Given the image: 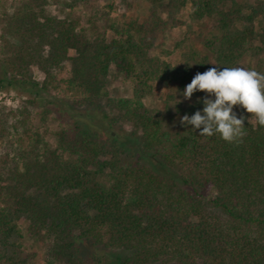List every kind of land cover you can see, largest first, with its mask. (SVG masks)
I'll return each instance as SVG.
<instances>
[{
	"label": "trees",
	"instance_id": "1",
	"mask_svg": "<svg viewBox=\"0 0 264 264\" xmlns=\"http://www.w3.org/2000/svg\"><path fill=\"white\" fill-rule=\"evenodd\" d=\"M169 3L173 9L189 4L194 19L215 17L202 44L219 66L264 73V0ZM45 4L24 1L5 15L0 89L22 93L32 106L45 104L42 121L54 110L67 124L55 132L52 146L31 127L30 112L17 109L23 132L12 153L0 157V264H34L21 249L20 219L62 264H264V127L254 114L233 108L245 118L239 145L218 133L200 136L202 129L191 125L171 135L142 99L154 80L181 92L193 77L186 66L150 54L164 26L156 10L107 37L89 34L73 3L61 17ZM66 60L69 75L56 80ZM32 65L44 73L42 81L31 77ZM111 65L131 78V97L109 94ZM56 81L70 94L61 105L46 94ZM204 97L187 104L184 114L202 112ZM125 122L139 134L134 162L121 157L115 124ZM144 154L176 169V177L155 172L141 161ZM80 239L90 240L94 251L77 253ZM111 249L124 254L114 256Z\"/></svg>",
	"mask_w": 264,
	"mask_h": 264
},
{
	"label": "rangeland",
	"instance_id": "2",
	"mask_svg": "<svg viewBox=\"0 0 264 264\" xmlns=\"http://www.w3.org/2000/svg\"><path fill=\"white\" fill-rule=\"evenodd\" d=\"M24 1L28 0H0V63L7 51L6 42L1 37L4 34L5 15L12 12ZM45 1L47 10L57 17L70 12L69 5L73 3L75 5L73 8L74 14L78 16L81 25L86 28L88 33L93 34L95 31H99L107 37L116 36L115 30H120L126 21L130 19L142 21L155 9L164 21V26L155 36L154 45L150 51L151 55L165 59L173 65L177 64L176 66H186L192 77L198 72L204 73L209 68L219 66L214 56L202 44V36L214 30L215 17L204 16L200 19H194L190 15L191 8L189 4L173 9L169 0L157 3H152L149 0H81L76 3L73 0ZM228 7L229 3L222 6L223 9ZM254 24L259 29L261 20L256 18ZM236 26H241V24L238 22ZM69 54L72 55L73 51H69ZM219 67L224 68L223 66ZM69 70L70 61L66 60L64 67L56 71V80L67 77ZM29 73L33 79L38 81H42L44 78V73L35 65L30 66ZM108 80V92L111 96H132L131 78L119 74L113 65L110 66ZM53 85H55V88L51 86L46 92L47 98L57 101L60 105L62 101L67 102L70 94L66 91L65 84H59V81H56L53 82ZM182 92L177 90L173 84L154 80L149 93L142 99L144 109L160 121L162 130L168 131L171 135L185 128L180 124V118L185 115L183 108L199 97L208 95L203 91H197L193 93L190 99L185 100L181 95ZM26 98L25 95L13 89H0V157L5 152L12 153V148L17 143L16 139L23 132V126L17 122L19 117L17 109L20 107L30 112L29 123L32 125L31 127L37 129L52 146H55L57 142L55 132L67 124L66 118L54 110L45 116V121H42L41 111L45 104L38 102L37 105L32 106L24 102ZM177 100L180 102L177 103ZM12 124H15L17 129L13 128ZM100 127L103 128L102 126H91L92 129L102 131ZM115 129H121L118 130L119 135L122 136V140L118 141L123 146L121 157L126 162H134L137 155L140 154L139 148L136 147L139 134L136 133L137 138L133 135L134 128L130 122L115 124ZM141 161L157 173L175 177L177 175L176 169L172 167L165 169L166 167L164 168L163 164L150 154L147 156L144 154ZM18 224L23 233L21 249L25 254L32 255L34 264H62L57 260H52V257L48 255L47 245L25 232L26 223L24 219H20ZM74 247L76 252L82 255L94 251L91 241L86 239L76 240ZM111 251L114 252L112 253L114 256L124 254V251L120 252L113 249Z\"/></svg>",
	"mask_w": 264,
	"mask_h": 264
},
{
	"label": "clouds",
	"instance_id": "3",
	"mask_svg": "<svg viewBox=\"0 0 264 264\" xmlns=\"http://www.w3.org/2000/svg\"><path fill=\"white\" fill-rule=\"evenodd\" d=\"M197 91L208 94L202 98V112L183 115L180 124L191 125L193 130L202 129L200 136L212 137L218 133L228 143H242L246 135L245 118L233 111L237 105L254 114L257 124L264 127V73L243 67H212L196 73L181 95L188 100Z\"/></svg>",
	"mask_w": 264,
	"mask_h": 264
}]
</instances>
